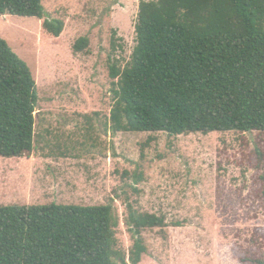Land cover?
Masks as SVG:
<instances>
[{
  "label": "rangeland",
  "instance_id": "rangeland-1",
  "mask_svg": "<svg viewBox=\"0 0 264 264\" xmlns=\"http://www.w3.org/2000/svg\"><path fill=\"white\" fill-rule=\"evenodd\" d=\"M141 1L43 0L46 17L65 22L60 38L44 20L0 19V38L29 65L40 99L34 153L0 158V206L113 204L127 264L130 207L166 219V227L144 232L141 264L264 259V135L112 129L110 59L130 63ZM81 38L89 48L75 54Z\"/></svg>",
  "mask_w": 264,
  "mask_h": 264
},
{
  "label": "trees",
  "instance_id": "trees-1",
  "mask_svg": "<svg viewBox=\"0 0 264 264\" xmlns=\"http://www.w3.org/2000/svg\"><path fill=\"white\" fill-rule=\"evenodd\" d=\"M6 16L44 20L55 38L65 30L46 17L43 0H0ZM135 30L130 63L110 59L114 132L264 135V0H143ZM89 43L79 39L74 53ZM39 101L29 65L0 38V158L34 153ZM130 209V263L141 264L144 232L166 219ZM118 227L113 204L0 206V264H127Z\"/></svg>",
  "mask_w": 264,
  "mask_h": 264
}]
</instances>
